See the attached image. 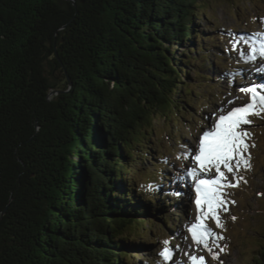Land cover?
I'll use <instances>...</instances> for the list:
<instances>
[{
	"label": "trees",
	"instance_id": "1",
	"mask_svg": "<svg viewBox=\"0 0 264 264\" xmlns=\"http://www.w3.org/2000/svg\"><path fill=\"white\" fill-rule=\"evenodd\" d=\"M74 1L0 0V264H127L153 203L152 123L180 141L197 97L206 0Z\"/></svg>",
	"mask_w": 264,
	"mask_h": 264
},
{
	"label": "rangeland",
	"instance_id": "2",
	"mask_svg": "<svg viewBox=\"0 0 264 264\" xmlns=\"http://www.w3.org/2000/svg\"><path fill=\"white\" fill-rule=\"evenodd\" d=\"M204 4L205 12L196 20L199 36L195 41L204 51L197 54L192 52L190 56L198 60L196 65L187 66L189 79L185 78V83H193L197 97H193L191 105H188L189 115L183 118L185 121L173 129V134L180 137V141L175 142L173 137L170 138L168 123L165 121L152 123V152L145 157L147 161L145 159L142 170L151 172V179L156 177L155 188L148 191L153 197V203L149 213L143 212L133 217L148 223H143V237L132 239L137 246L126 250L130 256L127 264H167L159 256L165 247V240L170 241L173 249L180 246L172 263L181 261L182 264H189L185 254L191 251V247L196 249L197 246L187 229L197 222L199 213L195 205L194 181L184 178L177 182L185 176L187 169L196 167L193 159L183 157L187 154L195 155L199 137L204 131L211 130L220 114L250 102V94L239 91L241 87L264 83V74L256 72L261 65L264 67V58L246 62L239 55L240 51H247L245 44L236 43L241 37H250L254 33L264 34V0H206ZM234 44L236 50H233ZM188 46L193 45L189 43ZM182 51L186 49L180 48L177 52ZM201 54L205 55L204 62L199 60ZM245 70H254L250 72L252 77H246ZM199 76L204 79H198ZM59 79L60 87L63 80ZM249 119L252 123L242 127L251 133V139L247 142L255 145L249 148L251 169L241 167L237 173L243 177L239 186L225 190L229 204L228 211L220 213L223 227H217L213 219L205 221L207 227L225 238L220 241L224 247L223 252L213 243V251L218 253V259H213L212 253L202 247L196 249L194 254L205 256L207 264H249L258 246L264 244V113L260 117L250 116ZM158 143L163 145L162 151L153 150ZM158 168L159 173L155 171ZM136 169L139 170L138 167ZM202 175L204 178H214L215 172ZM127 178L130 179V176ZM228 179L235 183L232 174L228 175ZM144 181V178H138V189ZM157 188L161 196H157ZM135 193L143 198V203H147L148 197H143L145 194ZM158 199L160 202H157ZM165 218L169 221L164 224ZM185 242L190 246H186Z\"/></svg>",
	"mask_w": 264,
	"mask_h": 264
},
{
	"label": "snow or ice",
	"instance_id": "3",
	"mask_svg": "<svg viewBox=\"0 0 264 264\" xmlns=\"http://www.w3.org/2000/svg\"><path fill=\"white\" fill-rule=\"evenodd\" d=\"M236 43L245 44L247 51H240L239 55L246 62H255L258 58H264V34L254 33L250 37H241ZM233 50H236L235 44ZM257 72L264 74V68H257ZM239 91L250 94V102L244 106L232 107L226 114H220L211 130L203 132L199 137L195 155L187 154L183 157L193 159L196 167L187 169L185 176L177 181L179 183L184 178H191L194 181L195 205L199 214L197 222L187 231L197 248L202 247L212 253L213 259H218V253L213 251V243L219 247L220 252H223L224 247L220 245V241L225 238L207 227L205 221L213 219L217 227H223L220 213L227 212L229 204L225 190L239 186L243 180V177L237 175L241 167L245 170L251 169L249 148L255 145L247 142L251 139V133L242 126L252 123L250 116L260 117L264 113V83L241 87ZM213 171L214 178H204L202 175ZM229 174L233 175L235 183L228 179ZM163 244L165 247L159 252V256L166 262H172L180 246L177 245L173 249L168 240L163 241ZM185 255L188 256L189 264H207L203 255H196L191 251ZM174 264H182V262L175 261Z\"/></svg>",
	"mask_w": 264,
	"mask_h": 264
},
{
	"label": "bare ground",
	"instance_id": "4",
	"mask_svg": "<svg viewBox=\"0 0 264 264\" xmlns=\"http://www.w3.org/2000/svg\"><path fill=\"white\" fill-rule=\"evenodd\" d=\"M257 60L259 61V58H258ZM256 65H257V63H256ZM262 66H263V65H261L260 68H262ZM263 68H264V67H263ZM253 71H254V70H252V71H251V70H245V75H246V77H248V78L252 77V76H251L252 74H250V72H253ZM256 72H257V71H256ZM257 73H258V72H257ZM185 243H186V246H188V247L190 246L189 244H187V242H185ZM196 249H197V248H196ZM196 249H195V247H191L190 250H191V252L196 253ZM184 253H185V252H184ZM186 261L189 262L188 257H186ZM167 264H173V263H172V262H171V263H168V262H167Z\"/></svg>",
	"mask_w": 264,
	"mask_h": 264
},
{
	"label": "water",
	"instance_id": "5",
	"mask_svg": "<svg viewBox=\"0 0 264 264\" xmlns=\"http://www.w3.org/2000/svg\"><path fill=\"white\" fill-rule=\"evenodd\" d=\"M69 2L72 3L73 6H75V1L74 0H68ZM81 4L84 3L85 0H78Z\"/></svg>",
	"mask_w": 264,
	"mask_h": 264
}]
</instances>
